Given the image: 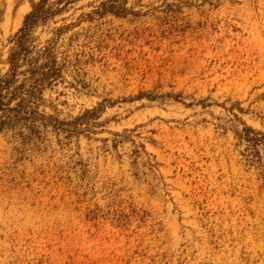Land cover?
Wrapping results in <instances>:
<instances>
[{
    "label": "rangeland",
    "instance_id": "rangeland-1",
    "mask_svg": "<svg viewBox=\"0 0 264 264\" xmlns=\"http://www.w3.org/2000/svg\"><path fill=\"white\" fill-rule=\"evenodd\" d=\"M40 1L0 0V75ZM70 1L0 133V264H264V0Z\"/></svg>",
    "mask_w": 264,
    "mask_h": 264
},
{
    "label": "trees",
    "instance_id": "trees-1",
    "mask_svg": "<svg viewBox=\"0 0 264 264\" xmlns=\"http://www.w3.org/2000/svg\"><path fill=\"white\" fill-rule=\"evenodd\" d=\"M125 1L108 0L101 6L106 10H115L117 3L124 4ZM70 3V0H41L33 6L22 28L14 36V46L7 59L9 69L6 74L0 75V133L38 120L40 114L35 100L40 99L44 89L61 77L62 70L57 65L54 42L49 41L36 50L33 34ZM98 111L94 109L87 114Z\"/></svg>",
    "mask_w": 264,
    "mask_h": 264
},
{
    "label": "bare ground",
    "instance_id": "bare-ground-1",
    "mask_svg": "<svg viewBox=\"0 0 264 264\" xmlns=\"http://www.w3.org/2000/svg\"><path fill=\"white\" fill-rule=\"evenodd\" d=\"M21 17V16H20Z\"/></svg>",
    "mask_w": 264,
    "mask_h": 264
}]
</instances>
